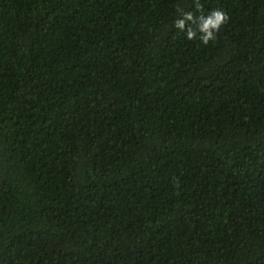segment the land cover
Returning <instances> with one entry per match:
<instances>
[{
  "label": "trees",
  "instance_id": "1",
  "mask_svg": "<svg viewBox=\"0 0 264 264\" xmlns=\"http://www.w3.org/2000/svg\"><path fill=\"white\" fill-rule=\"evenodd\" d=\"M0 264H264V0H0Z\"/></svg>",
  "mask_w": 264,
  "mask_h": 264
},
{
  "label": "clouds",
  "instance_id": "2",
  "mask_svg": "<svg viewBox=\"0 0 264 264\" xmlns=\"http://www.w3.org/2000/svg\"><path fill=\"white\" fill-rule=\"evenodd\" d=\"M229 19V15L222 9L209 10L207 17L204 15L194 17L192 12H188L185 14L184 19L175 21V26L183 30L185 28V22L192 21V24H195L196 28L193 29L192 24H189L186 31V38L188 40H196L199 37V41L203 45H208L210 42L216 41L221 27Z\"/></svg>",
  "mask_w": 264,
  "mask_h": 264
}]
</instances>
